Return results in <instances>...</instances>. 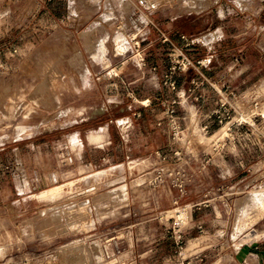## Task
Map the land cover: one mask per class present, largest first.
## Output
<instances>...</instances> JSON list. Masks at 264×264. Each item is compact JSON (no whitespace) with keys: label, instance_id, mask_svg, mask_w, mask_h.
<instances>
[{"label":"rangeland","instance_id":"374dc122","mask_svg":"<svg viewBox=\"0 0 264 264\" xmlns=\"http://www.w3.org/2000/svg\"><path fill=\"white\" fill-rule=\"evenodd\" d=\"M260 27V0H0V264H132L146 171L138 264L264 240Z\"/></svg>","mask_w":264,"mask_h":264},{"label":"crops","instance_id":"0c3cea01","mask_svg":"<svg viewBox=\"0 0 264 264\" xmlns=\"http://www.w3.org/2000/svg\"><path fill=\"white\" fill-rule=\"evenodd\" d=\"M264 1V0H260ZM196 19H190L189 22L192 23L193 26L197 25L195 22ZM171 34H179L181 37H184L186 35L181 34V32L176 29L174 25H172V28L170 30ZM216 30L213 29L209 36L211 37V40L207 44H205L208 47H214L215 44H217L220 41V37H216ZM261 43H264V27H260L259 32H257V37L259 38ZM260 43V44H261ZM210 45V46H209ZM262 56H264V53H262ZM206 60H202L201 62H204ZM210 61H212L210 59ZM235 65L237 63H234ZM127 159H129V155L126 156ZM149 174L148 172H144V174L137 175V179H134L133 181V187H135V191L139 192V195L135 197V201H138L142 208L145 209L146 213L143 215H138L130 218V220L126 221V224L129 225V228L131 229V238L129 240L132 241L131 249L128 250L127 255L125 257H129L130 262L132 264H138V262L141 261L142 258L150 256L154 248L151 246V242L156 240L155 233H151L149 231H143L146 227L150 226L154 221L155 217L151 215L152 212V199L150 196V191H147L148 185L145 184L143 178L147 177ZM139 181L141 183H139ZM63 193V190L61 189L60 195ZM139 199V200H138ZM133 203H135L133 201ZM144 243L145 248L143 250L140 249L141 244ZM233 259L236 264H264V240L257 242V243H251L242 245L238 250H235L233 252Z\"/></svg>","mask_w":264,"mask_h":264},{"label":"trees","instance_id":"16d2710c","mask_svg":"<svg viewBox=\"0 0 264 264\" xmlns=\"http://www.w3.org/2000/svg\"><path fill=\"white\" fill-rule=\"evenodd\" d=\"M178 29L181 31V32H187L186 31V26H178Z\"/></svg>","mask_w":264,"mask_h":264},{"label":"built area","instance_id":"2783aa9c","mask_svg":"<svg viewBox=\"0 0 264 264\" xmlns=\"http://www.w3.org/2000/svg\"><path fill=\"white\" fill-rule=\"evenodd\" d=\"M140 3H141L142 5H145V3H144L143 1H140Z\"/></svg>","mask_w":264,"mask_h":264},{"label":"bare ground","instance_id":"6f19581e","mask_svg":"<svg viewBox=\"0 0 264 264\" xmlns=\"http://www.w3.org/2000/svg\"><path fill=\"white\" fill-rule=\"evenodd\" d=\"M110 198V197H109Z\"/></svg>","mask_w":264,"mask_h":264}]
</instances>
